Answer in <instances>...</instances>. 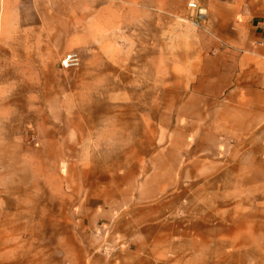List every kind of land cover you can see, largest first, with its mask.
I'll return each instance as SVG.
<instances>
[{"label": "rangeland", "instance_id": "374dc122", "mask_svg": "<svg viewBox=\"0 0 264 264\" xmlns=\"http://www.w3.org/2000/svg\"><path fill=\"white\" fill-rule=\"evenodd\" d=\"M124 1V21L144 23L116 31L109 27L114 0H73L71 23L56 26L48 50L0 58V264L10 248L27 261L60 258L68 228L88 224L79 207L97 189L99 164L107 167L120 152L145 161L169 143L163 104L173 110L174 94L189 88L163 87L165 61L173 66L201 51L208 13L196 26L189 0H167L165 8L157 0L139 7ZM257 2L264 10V0ZM70 53L80 63L65 68ZM185 140L177 184L152 195L155 186L139 181L132 192L149 199L112 203L133 205L140 223V212L151 220L153 210L156 236L166 231L156 241L167 244V236L171 259L181 264H264V169L248 154L221 151L216 138ZM109 239L110 233L91 246Z\"/></svg>", "mask_w": 264, "mask_h": 264}, {"label": "crops", "instance_id": "0c3cea01", "mask_svg": "<svg viewBox=\"0 0 264 264\" xmlns=\"http://www.w3.org/2000/svg\"><path fill=\"white\" fill-rule=\"evenodd\" d=\"M72 1L0 0V58L38 56L30 51L48 50L49 43L57 39L56 26L71 23ZM157 1L166 7L167 0ZM150 3L130 0L131 7ZM124 4L127 1L114 0L115 18L109 27L116 31L124 24L144 23L136 18L124 21ZM206 7L208 16L199 33L201 51L173 66L170 59L165 61L163 87L189 88L174 94L173 110L163 104V134L169 143L145 161L128 159L120 152L107 167L99 164L94 176L97 189L79 207L88 224L68 228L66 241L59 244L60 258L36 256L27 261L24 254L17 255L15 248H10L3 253L2 264H181L171 259L167 236V244L156 241L166 231L160 230L156 236L153 210L151 220L142 210L146 221L140 223L133 205L123 208V203L112 202L149 199L145 191L132 192L139 181L155 186L152 195L177 184L185 165L187 136L202 142L204 137L216 138L221 151L248 154L264 169V10L259 9L257 0H206ZM105 8L101 6V12ZM97 22L104 30L108 28L105 20ZM70 177L69 172V182ZM91 201L98 203L91 205ZM96 226L101 227L97 233L89 231ZM108 233V243L91 246L100 238L106 241ZM113 249L114 255H110Z\"/></svg>", "mask_w": 264, "mask_h": 264}, {"label": "built area", "instance_id": "2783aa9c", "mask_svg": "<svg viewBox=\"0 0 264 264\" xmlns=\"http://www.w3.org/2000/svg\"><path fill=\"white\" fill-rule=\"evenodd\" d=\"M188 10L191 16V22L194 25L200 26L201 22L206 19L208 10L204 0H189ZM79 63L80 58L77 53H70L62 60L65 68L77 66Z\"/></svg>", "mask_w": 264, "mask_h": 264}]
</instances>
